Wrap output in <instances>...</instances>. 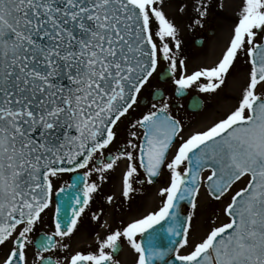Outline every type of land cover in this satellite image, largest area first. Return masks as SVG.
<instances>
[{
    "label": "water",
    "instance_id": "obj_1",
    "mask_svg": "<svg viewBox=\"0 0 264 264\" xmlns=\"http://www.w3.org/2000/svg\"><path fill=\"white\" fill-rule=\"evenodd\" d=\"M118 3L121 5L118 7L119 11L121 9V23L132 25L138 41L131 57L136 71L128 75L122 71L114 77L105 76L102 84L94 85L95 90L97 87L101 89L99 97L90 85L82 105L73 116L78 127L71 134L60 138L56 135L57 129L51 131L49 128L41 134L39 142L36 135L18 131L14 112L2 109L3 97L17 96L18 92L4 93L3 90L7 86L21 90L28 82L18 73H11L2 81L0 243L17 224L34 220L46 207L50 196L47 173L81 169L90 155L107 143L112 126L133 103L140 86L155 68V49L142 8L132 0H118ZM196 44L200 45L201 41H196ZM251 61L258 81L264 77V38L252 51ZM169 72L166 70L163 76H169ZM201 105V100L196 104L193 98L189 107L199 110ZM250 112V118L233 121L189 149L186 177L180 182L165 213L143 231L140 239L143 264H214L212 253L216 264H264V99L254 98ZM86 117L89 123L94 119L95 124L87 134H83L81 124ZM141 126L145 130L141 146L142 165L155 179L174 140L176 127L163 112L145 118ZM207 168H211L213 174L205 186L214 198H219L245 173H250L252 180L248 188L234 198L227 210L232 223L215 231L211 248L203 249L192 258H180L174 253L184 239L189 219L188 214L182 213V206L192 205L200 185V175ZM85 180L83 173H75L71 185L57 193L56 222L63 232L69 230L86 202ZM54 242L53 236L40 235L35 246L40 251L50 250ZM16 246L6 264H23L21 242L18 241ZM119 250L120 246L115 247L114 255ZM102 263L110 264L107 259L96 264ZM42 264H55V261L46 258ZM72 264H84L83 259L78 258Z\"/></svg>",
    "mask_w": 264,
    "mask_h": 264
},
{
    "label": "rangeland",
    "instance_id": "obj_2",
    "mask_svg": "<svg viewBox=\"0 0 264 264\" xmlns=\"http://www.w3.org/2000/svg\"><path fill=\"white\" fill-rule=\"evenodd\" d=\"M135 1L144 9L151 37L157 46V54L163 55L162 61H159L158 71L151 76L141 94L144 97L148 96L153 85L159 84L158 72L164 66L171 65L175 81L184 78L191 85L192 90L201 91L205 98L206 104L203 110L194 116V122L199 127L195 135L185 137V141L191 138L194 140L207 132L220 128L235 117H249V106L252 99L258 96L264 98V78L258 82L254 81L250 60V50L264 35V0H188L192 6L187 21L176 19L173 16V11L176 9L183 11L187 3L180 4L177 8L172 3L162 4L163 0ZM160 14L163 17H160ZM161 19H167V22L160 23ZM238 25H240V30L236 35V43L224 52L222 45L231 36V29ZM202 29L208 39L202 47H198L194 44V39ZM208 30H212V33H208ZM221 55H224L222 60L223 58L225 60L216 65L222 61L215 62ZM237 74L245 77L244 85L234 84L232 75ZM153 108L148 103L144 105L140 103L117 122L118 127L127 121H138L141 116L149 113ZM141 132V128L136 124L133 131V137L136 135L134 141H138ZM175 152L176 149H173L171 158ZM125 165L126 170L133 166L130 164L129 168L128 162ZM83 171L90 173L89 168ZM90 174L89 180H91ZM210 174V170L204 172L202 185L195 201L190 208H186L190 221L185 239L177 250L178 255L188 256L199 252L210 244L215 229L230 223L227 208L233 197L245 188L250 179L249 175L242 176L219 199H214L203 184ZM67 175V173L50 174L48 178L57 187ZM173 176L171 169L165 166L157 184L127 187L123 183H118L115 187L100 188L101 195L108 197L111 201L120 198L122 203H129L121 208V213L117 217L118 224L126 232L127 227H133L132 223L144 224L163 212L168 197L173 191ZM51 209L50 207L46 212L44 211L31 225V228L43 226L45 222L51 220L53 218ZM83 218L84 215H81L77 228L69 235L62 237L56 251L53 252L59 264H69L71 253L81 252V248L73 246V241H82L83 232L80 222ZM44 227L46 230L53 229L50 221ZM18 232V229L15 230L12 236L0 245V264H4L14 248V238ZM34 234L28 233L25 236L23 246L25 264H37L39 259V254L32 245ZM125 241L115 264H141L138 244H134L131 239ZM108 243L109 240L105 239L104 253L108 251ZM96 254L100 253L96 252Z\"/></svg>",
    "mask_w": 264,
    "mask_h": 264
},
{
    "label": "flooded vegetation",
    "instance_id": "obj_3",
    "mask_svg": "<svg viewBox=\"0 0 264 264\" xmlns=\"http://www.w3.org/2000/svg\"><path fill=\"white\" fill-rule=\"evenodd\" d=\"M208 33L211 34L212 30H208ZM197 37L202 39L203 44L207 42L208 37L203 29L198 33ZM158 79L159 84L153 85L152 89L148 92V96L146 95V97H149L147 98L146 103L151 105V107H154L149 113L157 110H165L173 120L178 122L179 132L171 147V150L176 149V152L167 164L164 163V166L170 168L173 175H176L174 177H178L176 179L177 181L180 177L179 175L187 170L185 149L183 147L186 143L184 138L195 135L197 128L199 127V125L194 122V116L200 112L191 111L188 108V104L193 95H199L202 97V93L199 91H192L189 84L179 87V83L174 82L173 80L164 82L160 79L159 75ZM156 90L157 94H161L162 99H152L153 93ZM183 93H185V95L181 96ZM135 127V121H127L126 123L124 122L122 126H117L112 132L108 144L95 152L88 162L87 168L90 169L91 173H89L91 180H89V174H87L88 181L86 188L88 200L71 230L72 232L77 228L81 215H84L83 220L80 222V227L83 232L81 238L82 241H73V246L81 248L80 255L86 258V264H93L95 260L104 256L111 257L110 254L104 253V239L106 238V235H108L109 238L107 247L109 251L112 250L113 245L117 241L120 243L126 242L125 240L121 242V238H124V231L123 227L121 228L118 224L117 221H119V219H117V217L121 213V208L129 203H122L120 198L111 201L108 197L101 195L100 188L115 187L118 183H123L127 187L153 185L151 179L143 172L139 161L140 138H138V141H134L136 139V135L133 137ZM128 145L129 147H127ZM127 159L132 161V163ZM127 162L129 163V168L130 164L133 165L131 169L126 170L125 163ZM70 176L71 175L69 174L57 187L51 185L52 195L59 188L69 184ZM160 179L161 174L158 177V181H160ZM53 198L54 196L51 198L50 207L55 212L56 205ZM48 224L49 222H45L43 226H34L33 228H31L32 224H25L18 229L19 232L17 236H23L25 238L28 233H35L33 236L41 232L52 233L56 237L55 248L52 251L53 253L56 251L62 237L68 234H61L56 229L53 220L50 222L53 229L46 230L44 226ZM140 235L141 233L139 232L137 242H139ZM95 251L100 254L97 255ZM52 253H50V255L53 256ZM47 255L49 254H42L40 259L37 260V264H40L41 258ZM111 259L113 264H115L114 257Z\"/></svg>",
    "mask_w": 264,
    "mask_h": 264
},
{
    "label": "bare ground",
    "instance_id": "obj_4",
    "mask_svg": "<svg viewBox=\"0 0 264 264\" xmlns=\"http://www.w3.org/2000/svg\"><path fill=\"white\" fill-rule=\"evenodd\" d=\"M162 4H166V3H172L173 6L175 7H179L180 4H185L186 8L183 10V11H180L179 9L173 11V16L176 17V19H179V20H182V21H187L189 15H190V12H191V2L188 0H163L161 2ZM160 17H163L162 14L159 15ZM160 23H166L167 22V19H161L159 20ZM242 23V21H241ZM158 24V23H157ZM240 30V25L238 26H235L233 29H231V36H229V39L222 45V50L227 51L228 49H231V47L236 43V35L238 34ZM168 38H170L168 36ZM171 39V38H170ZM222 57H224V55H221L215 62H218L220 60H222ZM225 60V58H223V60L220 62V63H216V65H219L221 63H223ZM240 74H237V75H232V78H233V82L235 85H244V83L246 82V79L244 76H238ZM241 77V78H239Z\"/></svg>",
    "mask_w": 264,
    "mask_h": 264
}]
</instances>
